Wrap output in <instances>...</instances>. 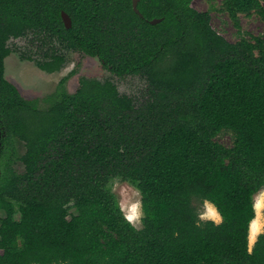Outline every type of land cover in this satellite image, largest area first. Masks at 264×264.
I'll list each match as a JSON object with an SVG mask.
<instances>
[{"label":"trees","instance_id":"16d2710c","mask_svg":"<svg viewBox=\"0 0 264 264\" xmlns=\"http://www.w3.org/2000/svg\"><path fill=\"white\" fill-rule=\"evenodd\" d=\"M193 1L142 0L140 17L133 0H0V264H264V233L248 250L264 191V35L241 19L264 23V0L217 9L236 43ZM18 39L44 54L35 62L47 73L75 52L146 90L138 100L84 77L69 94L64 79L41 110L5 77ZM224 132L232 147L218 142ZM115 180L139 191L141 229L124 219ZM195 199L222 222L202 221Z\"/></svg>","mask_w":264,"mask_h":264},{"label":"rangeland","instance_id":"374dc122","mask_svg":"<svg viewBox=\"0 0 264 264\" xmlns=\"http://www.w3.org/2000/svg\"><path fill=\"white\" fill-rule=\"evenodd\" d=\"M223 1L220 0L218 5H216L217 7L213 9L210 0H194L193 7L199 12L210 11L214 30L227 41L236 43L240 39L237 29L226 14L217 10L221 7ZM241 19L242 28L246 34L255 36L264 35V23L258 16H242ZM9 45L14 51L6 60L5 77L19 89L25 99L38 101L41 110H48L50 108V97L56 93L60 83L64 79H67L65 90L69 94L76 93L80 87V81L84 77L97 79L101 82L110 81L118 87L122 95L138 100L141 99L147 87L146 82L140 78L130 76L117 77L110 70L104 68L98 59L75 52L67 54L68 63L60 72L50 74L42 71L37 66L35 61L43 62L45 60L44 54L38 52L36 47L30 46L28 39L14 40ZM217 140L226 147H232L234 141L232 135L226 132L222 133ZM15 146L19 156H22L26 152L23 143L16 142ZM16 170L20 174H24L25 166L19 163L16 165ZM110 188L118 196L121 204L126 201L130 206L137 201L141 202L139 191L121 180L113 181ZM259 195H257L256 201ZM194 205L200 216L207 211L205 201L195 199ZM256 213L257 218L255 223L260 227V234H262L264 233V208L259 212L256 210ZM4 216L5 214L0 212V219ZM142 219L143 216L141 221L135 226L136 228H142ZM201 220L213 221L209 219Z\"/></svg>","mask_w":264,"mask_h":264},{"label":"clouds","instance_id":"9594fccd","mask_svg":"<svg viewBox=\"0 0 264 264\" xmlns=\"http://www.w3.org/2000/svg\"><path fill=\"white\" fill-rule=\"evenodd\" d=\"M111 187V185H110ZM120 211L124 214V219L135 227L140 221L142 216L144 215L142 211V203L137 201L136 203H132L130 206L125 201L120 204ZM207 211L201 215V219H209L213 220L215 223L220 224L223 220L222 216L216 210V208L210 203L206 202ZM254 208L259 211L261 208H264V191H261L259 198L254 204ZM260 235V227L257 223H253L250 236H249V252L251 253L252 247L257 242V237Z\"/></svg>","mask_w":264,"mask_h":264},{"label":"water","instance_id":"95a60500","mask_svg":"<svg viewBox=\"0 0 264 264\" xmlns=\"http://www.w3.org/2000/svg\"><path fill=\"white\" fill-rule=\"evenodd\" d=\"M141 1L142 0H133V9H134L135 13L138 14L140 17H142V15H141L138 7H139V4ZM63 21H64L67 29L72 28V26H73L72 19L65 12H63ZM160 23H162V20L156 19V20L151 21V25H153V26L158 25ZM2 138H3V132H2V129L0 127V148L2 146Z\"/></svg>","mask_w":264,"mask_h":264},{"label":"bare ground","instance_id":"6f19581e","mask_svg":"<svg viewBox=\"0 0 264 264\" xmlns=\"http://www.w3.org/2000/svg\"><path fill=\"white\" fill-rule=\"evenodd\" d=\"M262 209H263V208H261L260 210H262ZM260 210H259V211H260ZM259 211H258V212H259ZM261 212H262V211H261ZM257 220H258V219H257ZM253 223H255V221H254ZM252 225H253V224H252Z\"/></svg>","mask_w":264,"mask_h":264},{"label":"flooded vegetation","instance_id":"af4514ba","mask_svg":"<svg viewBox=\"0 0 264 264\" xmlns=\"http://www.w3.org/2000/svg\"><path fill=\"white\" fill-rule=\"evenodd\" d=\"M18 40H20V39H18ZM2 147V146H1ZM1 149V148H0Z\"/></svg>","mask_w":264,"mask_h":264}]
</instances>
